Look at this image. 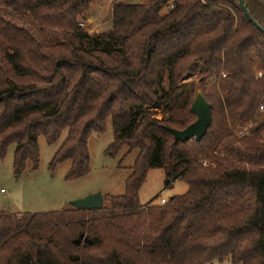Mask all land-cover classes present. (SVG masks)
<instances>
[{
  "label": "trees",
  "instance_id": "1",
  "mask_svg": "<svg viewBox=\"0 0 264 264\" xmlns=\"http://www.w3.org/2000/svg\"><path fill=\"white\" fill-rule=\"evenodd\" d=\"M91 1L0 0V159L13 144L15 170L36 167L39 136L64 133L51 164L69 161L76 179L89 135L110 122L111 153L136 151L124 192L97 209L0 211V264H264V33L239 0H142L115 2L99 37L78 25ZM244 5L264 29V3ZM1 12L60 39L39 41ZM189 74L212 120L200 140L177 141L166 127L196 117L180 101ZM154 168L185 192L142 204Z\"/></svg>",
  "mask_w": 264,
  "mask_h": 264
},
{
  "label": "rangeland",
  "instance_id": "2",
  "mask_svg": "<svg viewBox=\"0 0 264 264\" xmlns=\"http://www.w3.org/2000/svg\"><path fill=\"white\" fill-rule=\"evenodd\" d=\"M142 0H93L88 5L85 18L78 25L91 35L103 37L111 27L112 5L115 2L140 3ZM264 3V0H260ZM6 19H13L14 23L29 29L39 41L60 39L58 35L41 31L30 26L24 19L10 18L9 13L1 12ZM86 47L93 44L85 41ZM0 42V48H1ZM103 44H101L102 46ZM9 71V70H8ZM10 74V71H9ZM162 89L167 90V76L162 74ZM199 76L189 74L182 80L184 88L180 101L186 98L193 99L198 86ZM208 82V81H207ZM209 82H211L209 80ZM212 83V82H211ZM161 93V91H160ZM154 117L166 118L168 115L162 107L148 108ZM196 118V117H195ZM234 129V128H233ZM237 130V129H236ZM64 138L49 144L43 136L38 138L39 160L34 167L27 163L26 168L17 172L13 166L14 145L7 148L5 156L0 159V211L8 213H45L57 212L70 207L72 200L81 198L91 192L99 191L101 195L122 194L130 167L136 151L128 152L123 148L116 153H111L110 144L113 141V131L110 122L107 123L105 132L93 131L88 138L89 170L76 179H67L66 174L70 168L69 161L52 165L54 152ZM222 155V153H220ZM243 166H248L243 162ZM165 173L162 168L150 169L138 192L142 204L159 203L161 199L167 200L173 195H178L187 189L183 180H176L171 185L164 184ZM206 264H232L229 259L214 260Z\"/></svg>",
  "mask_w": 264,
  "mask_h": 264
},
{
  "label": "water",
  "instance_id": "3",
  "mask_svg": "<svg viewBox=\"0 0 264 264\" xmlns=\"http://www.w3.org/2000/svg\"><path fill=\"white\" fill-rule=\"evenodd\" d=\"M239 5L246 17L258 30L264 33V29L253 20L250 13L247 11L244 5V0H239ZM190 110L195 114L196 118L193 122L187 125L183 129H175L171 127H166V129L174 136L177 141H184L189 139L200 140L206 133L209 127L212 114L210 103L206 100L203 92L197 90L193 99L191 100ZM103 199L99 191L91 192L81 198L72 200L70 205L78 209H97L102 207ZM83 235L79 236L81 239Z\"/></svg>",
  "mask_w": 264,
  "mask_h": 264
},
{
  "label": "built area",
  "instance_id": "4",
  "mask_svg": "<svg viewBox=\"0 0 264 264\" xmlns=\"http://www.w3.org/2000/svg\"><path fill=\"white\" fill-rule=\"evenodd\" d=\"M79 25L80 26H83V23L82 22H79ZM222 77H224V74H222ZM260 109L263 110L264 109L263 106H260ZM164 201H165V199L162 198L161 199V203H164Z\"/></svg>",
  "mask_w": 264,
  "mask_h": 264
}]
</instances>
